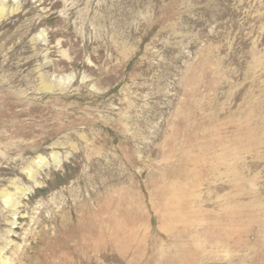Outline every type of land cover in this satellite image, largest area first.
<instances>
[{
  "label": "rangeland",
  "instance_id": "obj_1",
  "mask_svg": "<svg viewBox=\"0 0 264 264\" xmlns=\"http://www.w3.org/2000/svg\"><path fill=\"white\" fill-rule=\"evenodd\" d=\"M0 10V264H264V0Z\"/></svg>",
  "mask_w": 264,
  "mask_h": 264
},
{
  "label": "bare ground",
  "instance_id": "obj_2",
  "mask_svg": "<svg viewBox=\"0 0 264 264\" xmlns=\"http://www.w3.org/2000/svg\"><path fill=\"white\" fill-rule=\"evenodd\" d=\"M1 11V10H0ZM60 161V160H59ZM57 162V161H56Z\"/></svg>",
  "mask_w": 264,
  "mask_h": 264
}]
</instances>
